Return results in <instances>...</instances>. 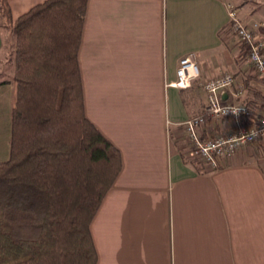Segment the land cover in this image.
<instances>
[{
	"label": "crops",
	"instance_id": "crops-1",
	"mask_svg": "<svg viewBox=\"0 0 264 264\" xmlns=\"http://www.w3.org/2000/svg\"><path fill=\"white\" fill-rule=\"evenodd\" d=\"M44 1L9 3L17 18ZM228 3L249 4L88 0L78 54L85 111L123 163L91 224L97 264H264V147L245 145L214 170L184 160L183 122L204 113L207 78L230 72L250 78L252 90L260 85L226 33ZM13 44L0 10V71L9 80L0 85V162L11 151ZM191 53L200 77L177 88L180 59ZM225 99L241 104L243 96L230 90ZM223 126L209 120L207 131Z\"/></svg>",
	"mask_w": 264,
	"mask_h": 264
},
{
	"label": "trees",
	"instance_id": "trees-1",
	"mask_svg": "<svg viewBox=\"0 0 264 264\" xmlns=\"http://www.w3.org/2000/svg\"><path fill=\"white\" fill-rule=\"evenodd\" d=\"M87 4L45 0L14 18L0 0L15 86L10 157L0 162V264L98 263L91 224L123 163L85 111L78 54ZM245 83L250 119L264 113V96Z\"/></svg>",
	"mask_w": 264,
	"mask_h": 264
},
{
	"label": "built area",
	"instance_id": "built-area-1",
	"mask_svg": "<svg viewBox=\"0 0 264 264\" xmlns=\"http://www.w3.org/2000/svg\"><path fill=\"white\" fill-rule=\"evenodd\" d=\"M227 6L229 38L237 44L249 46L247 60L259 78L264 80V37L256 34L255 28L242 20L239 9L234 4L228 3ZM259 25L262 24H255L254 27ZM199 77L200 70L195 55L187 54L180 59L177 78L172 85L188 88ZM203 88L207 94L204 113L191 116L183 122L191 158L202 161L205 167L214 170L245 145L261 144L264 147V113L247 119V106L229 103L225 99L230 90L238 97L245 95L246 86L243 80H237L233 73L226 72L207 78L203 82ZM233 111L238 112L234 114ZM209 120L224 125V131L214 135L209 133ZM228 122L230 124H226Z\"/></svg>",
	"mask_w": 264,
	"mask_h": 264
},
{
	"label": "rangeland",
	"instance_id": "rangeland-1",
	"mask_svg": "<svg viewBox=\"0 0 264 264\" xmlns=\"http://www.w3.org/2000/svg\"><path fill=\"white\" fill-rule=\"evenodd\" d=\"M248 2H249V4H248L247 8H244L243 10H239L240 16H241L243 21L249 22V24L253 28H255L254 30H255L256 34L264 37V24H263L264 23V0H248ZM257 22H259V24H262V25L254 27L255 23H257ZM226 33H228V31ZM236 45L238 47L239 46L241 47L240 44H236ZM246 47H247V49H249L248 48L249 46H246ZM246 58L248 59V52H247ZM248 64L250 65L249 66L250 67V71L252 70L251 72H253L254 69H253L252 65L249 62H248ZM8 68H9V66L7 68H5V69H8ZM253 74L255 75L254 79L256 81H258V83L260 84L259 87H258V91H260L263 94V92H264V80L259 78V76L256 73L253 72ZM4 75H5V70H4V66H3L1 68V71H0V81L5 79ZM260 86L262 88H260ZM198 162L202 163V161H200V160H198Z\"/></svg>",
	"mask_w": 264,
	"mask_h": 264
},
{
	"label": "clouds",
	"instance_id": "clouds-1",
	"mask_svg": "<svg viewBox=\"0 0 264 264\" xmlns=\"http://www.w3.org/2000/svg\"><path fill=\"white\" fill-rule=\"evenodd\" d=\"M238 111H233V113L235 114V113H237ZM226 113V112H225Z\"/></svg>",
	"mask_w": 264,
	"mask_h": 264
}]
</instances>
